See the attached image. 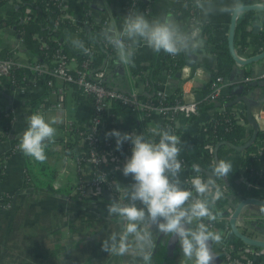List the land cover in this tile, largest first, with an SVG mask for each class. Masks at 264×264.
Instances as JSON below:
<instances>
[{"label": "built area", "instance_id": "1", "mask_svg": "<svg viewBox=\"0 0 264 264\" xmlns=\"http://www.w3.org/2000/svg\"><path fill=\"white\" fill-rule=\"evenodd\" d=\"M80 1L88 5L85 0H51L56 6L51 30L60 29L64 34H67L69 32H82L84 27L105 30L112 26V19L92 15L88 6H78ZM140 1L129 0L128 12L130 9L138 10ZM48 2L49 0H44L43 4L47 5ZM37 8L36 0H1L0 2V16L5 17L8 12H13L14 16V25L0 24V77L2 78V86L10 92L28 97L29 105L30 101L37 100L36 106L33 108L30 106V115H32L37 112L42 113L45 109H62L66 97V86L62 82L75 84L79 94L90 100V110L86 122L74 124L68 119L64 121L65 129L71 131L76 127L79 141L81 144H86V148L79 151L67 148L74 158L77 170V180L71 186L67 196L102 200L104 198L103 190L109 189L119 200L122 198L123 186L132 183L130 180L121 185L116 178L117 173L131 155V144L126 141L117 150L115 138H106L105 133L113 130L112 128L109 129L107 125L117 120V115L113 113L112 107L119 103L127 105L130 111L138 112L140 124L130 127L129 133L143 132L146 139L157 141L156 135L163 126H168L174 134L178 135L177 130L188 116L197 113L201 98L214 101L220 94L224 93L225 80L222 76L213 77L208 70L197 63L190 65L183 62L176 70L166 71L167 75L173 74L174 71L179 72L180 82L177 91L170 92L165 80L162 79H157L156 86L149 93L145 92L144 88L130 90L118 88L109 79V70L114 66V60L117 56L104 40H102V44H99L98 41L85 40L84 46L89 49V52L85 54L80 50L84 55L81 60H77L76 57L67 58L61 51L59 44L50 54L42 50L35 51L34 48L26 45L23 40L22 25L35 16ZM190 13L191 16H187L184 23H191L196 18L194 8L190 9ZM30 38L38 44L39 48L46 46L45 40L38 32H31ZM97 57H100L98 62L95 61ZM15 69L20 70L19 76L14 74ZM44 75H48V77L42 82L40 77ZM253 78H264V71ZM54 79L60 80L61 83H55ZM250 79L252 78L247 77L245 80ZM144 81L147 84L146 78ZM206 84H209L210 89L208 92L202 93L201 87ZM215 109L217 111L229 110L235 121L245 126V111L238 102L228 107L219 105ZM215 109L212 108L207 113L199 115L195 122L199 146L204 151L205 159L211 161L209 163H212L213 160V143L207 142L205 139L208 137V126L211 123L212 116L210 114ZM5 113L12 116L13 109L9 108ZM251 113L258 129L253 153L255 157L261 158L264 150L263 105L251 106ZM227 119L228 117L221 120L225 122ZM7 130L0 128V136H4ZM19 143H12L9 151L19 149ZM3 162L4 156L0 158L1 168H3ZM212 169L210 168L211 172ZM187 170H191V175L186 181L187 188L190 187L189 181L193 176L200 175L204 179L201 170L198 173L193 172L192 169ZM103 175L106 176V179ZM234 175L238 180H242L243 185L250 188H247L248 192L245 195L242 194L236 201L245 196L264 199V196L260 194L264 192V187L250 182L242 167ZM102 179L104 182L99 181ZM26 180L27 175L23 170L21 184L25 185ZM216 184L223 191L224 181L220 179ZM9 206L10 194L1 193L0 209H7ZM262 209L264 210V208ZM215 214L217 217L215 221L205 219L203 222L210 227V230L218 231V221L224 219L227 222L229 214ZM240 214L241 212L236 221L238 228L249 236L264 239V230L258 223V219H264V213L259 212L253 216L251 221L241 217ZM224 232L225 229H223ZM213 247L214 252L221 255L228 264H260L264 257L263 249L256 250L249 244L236 247L233 243L222 240L220 244L215 243Z\"/></svg>", "mask_w": 264, "mask_h": 264}, {"label": "crops", "instance_id": "2", "mask_svg": "<svg viewBox=\"0 0 264 264\" xmlns=\"http://www.w3.org/2000/svg\"><path fill=\"white\" fill-rule=\"evenodd\" d=\"M90 1L85 0L92 15L108 17L112 19V26L117 30H122L123 17L128 14L127 6L129 0H93L101 9L90 6ZM217 2L220 3V0H217ZM223 2L229 3L230 0H223ZM253 2L264 3V0H242L243 4ZM185 4H187V7H185ZM191 8H194L192 0H151L144 7L142 13L149 20L164 13H172L178 22L183 23ZM244 12L237 15L236 23L243 17ZM195 13L196 17H198L199 14L196 9ZM231 16L232 14L228 12H215L208 17L207 22L203 25L212 28L211 32L215 40H222L227 37ZM256 16L260 20L259 31L264 30V10L253 9L250 20L243 24V28L250 30L245 44L243 45L240 42L234 44L235 51L239 56H248L264 49L262 42L256 43L254 40L255 33L252 31V19ZM66 35L70 42L75 38H79L83 42L86 40L85 33L82 32H69ZM138 53L143 54L146 59L140 61L141 69L137 73L132 71L131 65L119 64L117 63V58L114 60V66L109 70V79L118 88L130 90L143 89L145 87L144 79L145 73L149 71V57H152L154 52L141 44L136 50V54ZM194 53L197 56L196 63L212 74L211 68L216 65L215 53L209 50L204 43L203 47L194 51ZM224 66L230 68V78H224L223 90L226 92L231 82H240L247 77H251V80L256 81L253 77L264 71V57L246 64H241L235 60L233 63L224 62ZM176 72L174 71L173 74L167 75V72L162 70L157 77V79L165 80L170 92L179 90L180 79L179 76H176ZM259 79L263 81L253 85L246 93H242L256 102L252 106L264 104V79L257 78V80ZM54 82L61 83L58 79H54ZM65 88L66 97L64 104L68 102L75 105V109L70 111L69 117L66 118L67 114L62 108V123H60L59 127L63 133L55 136L54 142L47 143L45 148L46 160L49 161L47 164L54 169V177L51 182L53 191H39L31 186L21 184L22 172L25 170L23 154L20 149L9 151L12 143L20 142V136L27 126V117L31 114L30 105L27 102L28 97L4 89L2 78L0 77V113L2 111L5 112L9 108L13 109L10 127L4 136H0V153L4 155L3 168L0 173V194L4 192L10 194V206L7 209H0V257L6 258V260L11 258L21 260L18 261V264H63L69 258H74L78 254L81 261L76 264H143L137 254L135 245H132L129 252L125 255L107 253L102 250V240L113 232L119 233L122 229L119 218L108 214L107 208L111 201H88L67 196L71 186L77 180L76 163L67 150V142H72L76 146H80L81 143L74 133L65 129L64 121L68 119L74 124L86 122L90 110V100L83 96L77 99L72 93L70 86L66 85ZM236 102L244 108L245 118H247L245 103L242 100ZM47 110L51 109H45L41 114L43 115L44 111ZM207 112L208 110L199 115ZM114 114L117 115V120L107 125L109 129L112 128L122 133H129L130 127L140 124V114L136 111H116ZM197 120H194L193 125L186 134V150L196 164L200 166L202 161H205V167L212 169L210 166L212 163H209L211 161L205 159L204 151L198 143L195 131V122ZM253 127L249 120L245 119L244 128L250 130ZM0 128H2L1 121ZM255 137L254 141L257 139V136ZM74 141H78V143ZM53 152H57V156L61 158L62 165L59 168L55 166V163H51L54 156ZM244 156V150L240 149L230 151L222 158V160L230 161L232 164V172L229 173L227 181L231 185L233 193L237 195H245L248 192L247 190L250 189L243 185L242 180H238L234 175L241 168L240 162ZM66 157H69L74 162V176H69L65 171ZM190 175L191 170H181L180 179L183 187H186V181ZM116 178L121 185L132 180L131 176L125 177L121 170L117 173ZM254 194L257 195L256 193ZM260 194L264 196V192ZM236 200H231V203H229L233 206L232 210L238 202ZM240 212L241 217L251 221L253 216L259 214V212L264 213V210L260 205L248 203L242 207ZM84 214L94 215V223L83 230L72 231L71 223L82 222L85 218L82 220L79 218ZM258 220L261 221L262 219ZM227 222L224 219L218 221V231L220 233H223V229H226ZM152 238V264H193L192 261L187 260L183 256L178 241L171 236L160 234L153 229ZM211 248L215 256H217L213 250L214 247L211 246Z\"/></svg>", "mask_w": 264, "mask_h": 264}, {"label": "clouds", "instance_id": "3", "mask_svg": "<svg viewBox=\"0 0 264 264\" xmlns=\"http://www.w3.org/2000/svg\"><path fill=\"white\" fill-rule=\"evenodd\" d=\"M192 6L199 15L188 26L178 22L172 13L149 20L142 12L130 9L123 17L122 30L107 27L103 40L115 51L117 63L134 66L133 58L141 44L154 53L163 51L172 56L196 51L203 47L202 27L210 15L215 12L240 15L245 11L242 0L229 3L192 0ZM71 43L85 54L89 52L79 38ZM56 123V119L46 120L39 112L28 116L27 127L20 136L22 154L44 162L47 143L54 142ZM157 135L158 141H153L146 139L143 132L122 133L113 129L105 133L106 138H115L117 150L124 142H130L131 155L121 172L125 177L131 176L132 183L123 186L122 198L112 200L107 208L110 216L119 218L122 229L102 240V250L125 255L135 245L143 264H152V230L155 229L177 240L183 256L193 264H214L216 257L211 245L222 242V233L210 230L203 221L217 219L213 207L223 192L215 181L216 178L224 181L232 172V164L217 160L207 180L195 175L189 181L190 187H183L181 138L171 129H162ZM191 168L193 172L200 171L198 164Z\"/></svg>", "mask_w": 264, "mask_h": 264}, {"label": "trees", "instance_id": "4", "mask_svg": "<svg viewBox=\"0 0 264 264\" xmlns=\"http://www.w3.org/2000/svg\"><path fill=\"white\" fill-rule=\"evenodd\" d=\"M44 0H36L37 2V11L33 18H31L27 23L22 25L23 28V40L26 45L32 47L35 49V51L42 50L43 52L46 51L48 54L58 46V44L61 47V51L64 53V55L67 58L70 57H76L77 60H81L84 55L83 53L78 50L77 48H74L72 46V43L68 39L67 35L64 34L60 29H53L51 30V24L53 22L54 16L56 14V6L49 0L48 4H43ZM1 2V0H0ZM141 4L138 8V11L143 12V9L145 6L151 2V0L140 1ZM78 6L86 7L87 5L84 4L83 1L78 2ZM252 15V10H247L244 12V15L240 20L236 23L235 33H234V44L240 42L243 45L246 42V39L248 37V34L250 33V30H247L243 28V24L250 20ZM188 16H191V13L189 12ZM13 12H8L5 17L0 16V24L6 23L10 25H14V19H13ZM182 25L188 26L190 23H181ZM211 27L207 25H203L202 27V40L204 45L208 46L209 50L213 51L216 55V65L214 68H211L213 77L222 76L223 78H230V68H226L224 66V62L233 63L234 58L232 57V54L229 50V45L227 41V37H224L222 40H215L212 36ZM36 31L39 35L42 36V38L46 42V46L44 47H38V44L35 43L31 38V32ZM82 33H85L86 41H98L99 44H102L103 40V33L100 32V29H93L84 27ZM254 40L256 43L262 42L264 45V30H260L254 35ZM194 51L190 52H181L179 55L172 56L167 53H164L161 51L160 53H154L152 57H149L150 65H149V71L145 75L146 82L144 87L145 92H151L154 87L156 86V81L158 74L165 69V71H171L176 70L185 60L187 59L188 55ZM3 54V53H2ZM134 66L131 65L132 71L134 73H137L141 69L140 61L146 59V57L138 53L134 56ZM100 60V57L96 58V62ZM14 74L16 76L20 75V70L15 69ZM48 75H44L40 77V80L44 82L45 78H47ZM264 79V78H263ZM259 81V82H258ZM263 80H242L240 82L236 83H230L228 91L220 94L218 98L214 101H207L203 98L198 103V110L197 113L191 114L188 116V118L185 120L184 123L179 127L177 130L178 136L181 138L183 149L180 154V159L183 164V169H192L191 166L193 164H196L193 160V158L187 153L186 146H185V138L186 134L188 133L190 127L193 125L194 120L201 114L202 112L206 110H210L212 108H216L219 105H223L225 107L231 106L230 102L239 94V93H246L248 89H250L253 85L256 83H260ZM65 86L68 85L71 87L72 93H74L75 98L79 99L82 95L79 94V90L76 88L75 84H71L69 82H62ZM209 84H206L205 86L201 87L202 93H206L209 91ZM37 100L30 101V106L33 108L37 104ZM44 108V106H43ZM113 113L116 111L126 112L130 111V108L127 105L122 104H116L114 107H112ZM211 123L208 126V137L205 139L207 142L213 143V152H212V165H210L212 168L214 166L215 161L222 160L223 156L226 155L230 151L234 150H240L237 149L238 145H243L247 143L252 134L254 127L250 130H247L244 128V125L237 123L235 121V118H233L232 114L229 112V110H214L211 114ZM228 117V119L223 122L221 119ZM247 119V118H246ZM248 120V119H247ZM0 121L3 129H8L10 127V121L11 116L4 111L0 113ZM27 127V126H26ZM25 127V128H26ZM162 129H169L168 126H163ZM161 129V130H162ZM72 133L75 134V136L78 138V132L77 128L71 130ZM257 136V134H256ZM114 139V137H112ZM157 141L159 139V136L156 135ZM256 138V137H255ZM254 138V139H255ZM253 141H250L248 145L243 147L242 150L245 152L244 158L240 162V166L244 169L247 179L254 183L259 185L260 187H264V150L262 152V157L257 158L255 157L253 153ZM77 142L78 141H74ZM80 142V141H79ZM81 143V142H80ZM67 147L69 149L79 151L81 149L86 148V144H80V146H76L74 143L67 142ZM4 156L2 153H0V158ZM23 162H24V168L27 175V180L25 182V185L31 186L33 189H38L39 191H45L50 192L53 191L52 188V179L54 177V169L49 168V166L46 164V162H39L36 161L30 157H27L23 155ZM205 161H202L203 168L207 169V171H202V174L204 175V179L207 180L211 176L210 168L205 167L204 165ZM1 165H0V173L1 171ZM220 180L219 178H216L215 182H218ZM224 187H223V196L221 199L217 200L215 202V205L213 207L214 212L217 214H221L223 212H226L227 214L231 212L232 205L231 200L239 199L241 197L240 194H234L233 189L231 185L228 183L227 178L224 179ZM69 192V191H68ZM74 199H80L77 196H71ZM70 197V198H71ZM91 201L92 199H83ZM102 200H106L103 198ZM92 201H99V200H92ZM85 218L82 222H74L71 223L72 231H79L83 230L85 227H89L94 223V215L91 214H84L81 215L79 219ZM205 223V222H204ZM260 227L264 230V219L259 221ZM206 224V223H205ZM222 240L225 242L233 243L236 247H241L245 243L238 238L230 229L229 224H226L225 232L222 234ZM177 241V240H176ZM215 243H213L211 246H214ZM1 246V244H0ZM254 247V246H253ZM255 249H263L261 247H254ZM1 253V252H0ZM80 255L76 254L74 258H69L66 263L63 264H76L81 261ZM18 261L21 260H15L11 258L10 260H6V258L0 257V264H18ZM6 262V263H5ZM220 264H228L227 261L223 258L220 261ZM260 264H264V257Z\"/></svg>", "mask_w": 264, "mask_h": 264}, {"label": "water", "instance_id": "5", "mask_svg": "<svg viewBox=\"0 0 264 264\" xmlns=\"http://www.w3.org/2000/svg\"><path fill=\"white\" fill-rule=\"evenodd\" d=\"M90 6L97 8V9H101L100 6H98V4L93 0L90 1ZM244 6H245V10H253V9L254 10H259V9L264 10V3H260V2L247 3V4H244ZM236 17H237V15L232 14L231 20H230V26H229V30H228V34H227V41H228V45H229V50H230V53L232 54V57L234 58V60L241 63V64H246V63H249V62L255 61L259 58L264 57V49L261 50L260 52L253 53V54H250V55L245 56V57H240L236 53L235 48H234V33H235V27H236ZM259 29H260V20L256 16L252 19V31L254 33H256L259 31ZM100 32L103 33L104 29H100ZM196 57H197L196 54L194 52H192L188 55L185 62L190 64V65H194V64H196ZM175 74H176V76H179L178 71ZM238 100H242L245 103L247 119L254 126L253 134H252L250 140L243 145L237 146V149H243V147L248 145V143L250 141L254 140V138L258 132L256 121H255V119L251 113V106H252V104H254L256 102L249 99L246 95L240 93L230 102V104H233ZM257 103H259V102H257ZM262 105L264 107V104H262ZM199 167H200V170L208 172V170L203 168L202 166H199ZM103 195H104V198L108 201L118 199L117 196L114 193H112L109 189H104ZM248 203L257 204V205H260L262 208H264V199L259 198V197H255V196H245L237 202V204L235 205V207L233 208V210L229 214V218H228L227 223L229 224L231 231L238 238H240L244 243L252 245L254 247L264 248V239L249 236L246 233H244L242 230H240L237 226L236 221H237L238 215H239L242 207ZM215 257L216 258H215L214 264H220V261L223 259V257L221 255H217Z\"/></svg>", "mask_w": 264, "mask_h": 264}, {"label": "rangeland", "instance_id": "6", "mask_svg": "<svg viewBox=\"0 0 264 264\" xmlns=\"http://www.w3.org/2000/svg\"><path fill=\"white\" fill-rule=\"evenodd\" d=\"M63 109H64L65 113L67 114L66 118H68L69 112L75 109V105H72V104L66 102L64 104ZM63 109H51V110L44 111V113H43V116L45 117L46 120H51L53 118L57 120V123L55 125H53V127H55L57 130L55 136L62 135V133H63V131L59 127L60 123H62V115L61 114H62ZM57 152H53L54 156H53V161L51 163L52 164L55 163L56 164L55 166L59 168L62 165V161H61V158L59 156H57V154H56ZM45 161H46V164H47V162H49L48 160H45ZM64 166L66 169L65 171L68 173V175L74 176L75 165H74V162H72V160L69 157H66V163L64 164ZM49 168H51V167L49 166Z\"/></svg>", "mask_w": 264, "mask_h": 264}]
</instances>
